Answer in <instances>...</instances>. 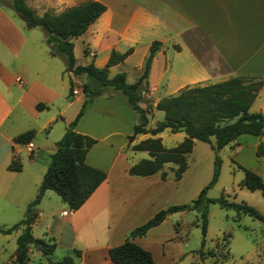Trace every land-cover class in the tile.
Listing matches in <instances>:
<instances>
[{
	"label": "crops",
	"instance_id": "0c3cea01",
	"mask_svg": "<svg viewBox=\"0 0 264 264\" xmlns=\"http://www.w3.org/2000/svg\"><path fill=\"white\" fill-rule=\"evenodd\" d=\"M57 1L63 4V0ZM97 1L103 3L105 9L80 35L71 39L72 50L73 42L80 39L82 53L99 67L104 64L111 49L122 52L131 48L121 62L108 67L107 75L110 71L113 75L123 72L126 82L135 81L141 73L149 45L157 41L159 45L153 53L146 79L140 83V95L149 98L161 89L164 93L162 97H165L176 94L184 86L213 83L234 75L251 76L261 79L262 84L250 106L254 104L252 112H260L264 116V0ZM74 4L53 8V13ZM12 11L10 0H0V169H6L11 146L16 155L18 147L24 146L30 165L36 160V153L42 151L32 139L24 145L12 143L11 138L16 133L7 124L11 113L14 110L20 113L25 109L32 116L38 115L41 110L35 109V103L43 102L48 107L61 94L53 84L54 56L48 54L47 46L42 48L40 43L27 39L25 30L31 27L25 22L18 24L13 19L15 15L20 21L23 19ZM97 53L100 54L98 60L95 59ZM126 63L132 64L128 67L132 71L131 79H128ZM75 98L76 93L66 99L72 101ZM79 100L81 104L82 99ZM78 109H75L76 112ZM131 111L118 93L111 92L95 98L74 126L76 132L95 139L84 161L103 171L104 178L77 209L66 207L59 211L60 215L65 211V217L63 219L58 215L61 220L57 222L58 230H64L68 235L63 245L57 241L60 232L50 230L45 237L53 240L54 249L62 245L65 254H70L72 249L79 250V256L73 259L75 264H114L107 257V248L121 243L133 227L161 209L160 204H152L153 200H159L152 195L151 185L155 181L151 177L154 174L132 176L127 173V167L138 160L127 161L122 151L123 148L128 151L126 136L131 133L136 119ZM56 116L61 118L60 113ZM57 117L51 115L44 123L53 122ZM72 118L65 120L58 136L62 135ZM243 135L250 134L238 135L228 146L233 150L240 148L242 144L238 139ZM148 136L147 133L138 134L134 141ZM243 137L251 139L248 147L253 153L256 144L264 140V135ZM54 142L33 183L35 187L45 170ZM254 160L257 165L252 170L261 177L264 157L255 156ZM22 170L21 164V169L13 172L21 173ZM47 190L37 207L42 204ZM37 207L33 222L43 214ZM49 227L50 224L46 225V228ZM144 236L132 240L147 249L155 263L160 264L152 255ZM227 250L229 254V245Z\"/></svg>",
	"mask_w": 264,
	"mask_h": 264
},
{
	"label": "trees",
	"instance_id": "16d2710c",
	"mask_svg": "<svg viewBox=\"0 0 264 264\" xmlns=\"http://www.w3.org/2000/svg\"><path fill=\"white\" fill-rule=\"evenodd\" d=\"M26 0H10L13 11L23 19L28 27H39L44 31V42L48 54L60 56L64 60V71L74 76H84L81 91L84 99L74 117L67 124L64 132L54 142L53 151L49 154L48 162L37 185L36 193L26 204L24 215L9 226H0V235L16 232L15 249L11 264H26L29 260V249L35 247L47 260L46 264H75L74 257L79 256V250L72 249L70 254L59 259H51L55 247L53 240L34 237L31 225L37 216L36 205L45 190H52L59 196L67 209H77L97 184L104 178V172L85 163V154L95 139L89 135L76 132L74 126L86 107L97 97L109 95L107 90L118 93L125 105L134 112L136 119L132 124L131 133L126 136V148L130 151H145L146 158H140L127 167V173L132 176H147L157 173L165 180L167 173L163 168L166 164L173 171V179L178 180L187 166L186 156L190 153L193 141L206 142L215 153L225 145L232 143L243 133L264 135V116L260 112L249 111V106L262 84L261 79L251 76L234 75L224 80L208 84L184 86L174 95L158 99L153 107L162 111V119L154 126L147 127V110L140 106V83L145 81L147 71L155 49L159 42L149 45L144 58L142 70L133 82L125 81V74L117 72L111 77L107 75L109 66L121 62L131 51L127 48L122 52L111 49L102 66L92 62L84 65L76 64L73 55L71 39L80 35L105 9V5L97 0H83L64 8L59 13L45 10L41 14L26 4ZM73 95V87L69 81L66 97ZM35 109L40 111L47 108L43 102H37ZM168 129L170 132H183V138L171 147H165L158 133ZM149 134L148 137L134 141L138 134ZM34 136L32 129L14 135L13 144L24 145ZM255 156L264 157V140L259 141L254 150ZM219 160L215 155L214 167L210 181L199 191L190 203L171 204L159 209L143 223L133 227L125 239L107 248V257L114 264H157L150 252L136 244L132 239L141 237L153 226L158 225L167 214L197 209L200 211V242L193 253L202 259L214 255L212 249L204 248L206 229V209L203 204L213 201L204 196L205 189L215 180L218 173ZM10 171H19L21 163L13 153L6 165ZM243 176L239 182L249 190L259 189L264 198V182L262 178L250 169L241 167ZM222 208L235 209V220L244 213L264 222V213L242 202L227 201L219 196L214 199ZM225 252L222 262L228 258L229 234L225 236Z\"/></svg>",
	"mask_w": 264,
	"mask_h": 264
},
{
	"label": "rangeland",
	"instance_id": "374dc122",
	"mask_svg": "<svg viewBox=\"0 0 264 264\" xmlns=\"http://www.w3.org/2000/svg\"><path fill=\"white\" fill-rule=\"evenodd\" d=\"M79 1L63 0V4H58L59 1L57 0H26L25 2L35 13L41 14L44 10L53 12V8H61L65 4L69 5ZM13 19L18 24H22L21 22L24 24V21H20L16 15ZM25 35L28 40L40 43L42 48L46 46L44 31L41 28L31 27L28 31L25 30ZM73 43L75 63L84 65L86 62H90L89 58L82 53L80 39H76ZM99 57L100 54L97 53L95 59L98 60ZM53 58L55 69L53 84L56 91L61 93L55 98L54 104L48 105L46 109L41 110L35 116H32L25 109L20 113L14 110L7 121V124L12 126V131L16 134L32 129L34 131L32 141L42 151L36 153V160L30 165L25 147L19 146L17 155L14 149L13 153L23 165L22 172L14 173L3 167L0 169V226L2 227L9 226L23 217L26 202L32 199L36 193L37 187L33 183L40 173L46 153L51 151L53 142L59 139L60 136L58 135L65 125V120L72 118L76 112L75 109H78L79 99H82V101L84 99L81 83L85 77L74 76L70 72L64 71L63 58L58 55ZM131 65V63L125 64L128 79H131L132 71L128 68ZM112 75L113 73L110 71L108 76L111 77ZM69 81L72 83L73 94L76 93V98L72 101L66 99ZM106 93L110 94L111 90H107ZM163 95L164 93L160 89L149 98L145 95L139 96L140 106L142 105L148 112L147 127L154 126L156 121L162 119V111L155 109L152 101ZM254 108L255 105L253 104L249 110L252 111ZM58 113L61 114V118L56 116ZM132 114L134 115L133 112ZM51 115L57 117L56 120L45 124V119ZM158 136L165 147H171L179 142L184 134L183 132L172 133L168 129H164L158 133ZM243 136L254 138L252 135ZM243 136L238 139L242 144L240 148L233 150L230 146L225 145L215 153L206 142L194 140L191 151L186 156L187 166L178 180H174L172 177L173 171L170 167H174L173 164L164 165L163 168L167 173L165 180L160 181L157 173L151 177L155 181L151 185L152 195L159 198L158 202L153 200L152 204H160L162 209L171 204L190 203L210 181L215 155L219 160L217 176L205 189L204 194L206 198L213 201H207L203 204L206 209L207 220L204 248L212 249L214 255L198 259L193 253L199 247L201 238L200 211L197 209L176 211L167 214L157 226L149 229L144 236L148 248L160 264L167 262L172 264H221L225 252L224 240L227 233L229 234V255L222 264H264V222L244 213L239 215L238 220H235V209L219 207L218 203L214 201V199L222 196L227 201L242 202L254 207L260 213H264V198L261 196L259 189L249 190L239 185L243 176L241 167L253 171L252 169H256L257 165L254 160L255 155L248 147L251 139H244ZM122 151L123 154L125 153L127 161L148 156L145 151L133 152L127 151L125 148ZM31 153L32 151L29 152V157H31ZM261 178L264 182V172H261ZM62 204L64 203L56 193L47 190L42 199V204L36 206L43 214L31 225V233L34 237L46 238L45 236L50 230L53 233L60 232L57 241L59 240L63 245L68 235L64 230H58L57 225V222L61 221L59 217L63 219L65 217L59 214L62 208L66 209V206ZM49 224L50 227L46 228V225ZM17 233L18 231L0 235V264L12 263ZM62 245L54 249L51 255L52 260L66 255ZM162 252L163 255L161 256ZM28 255L29 260L26 264L47 263V260L35 247H30Z\"/></svg>",
	"mask_w": 264,
	"mask_h": 264
},
{
	"label": "built area",
	"instance_id": "2783aa9c",
	"mask_svg": "<svg viewBox=\"0 0 264 264\" xmlns=\"http://www.w3.org/2000/svg\"><path fill=\"white\" fill-rule=\"evenodd\" d=\"M28 149L30 150V146L28 147ZM61 215H65V211H62Z\"/></svg>",
	"mask_w": 264,
	"mask_h": 264
}]
</instances>
